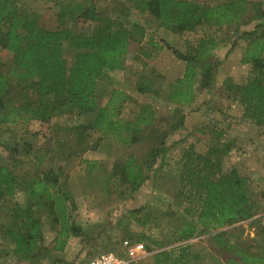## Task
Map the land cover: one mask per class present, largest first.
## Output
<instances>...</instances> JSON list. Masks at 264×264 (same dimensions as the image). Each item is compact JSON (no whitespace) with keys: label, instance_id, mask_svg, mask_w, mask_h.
<instances>
[{"label":"rangeland","instance_id":"obj_1","mask_svg":"<svg viewBox=\"0 0 264 264\" xmlns=\"http://www.w3.org/2000/svg\"><path fill=\"white\" fill-rule=\"evenodd\" d=\"M198 1L201 6H212L225 0ZM247 1L253 2V5H248V11L239 24L230 27L203 24L181 34L159 28L152 16H142L131 5L118 0L110 5L112 10L96 13L98 17L95 14V18L84 19L75 15L73 19L65 21L66 28L83 35L91 34L95 26L105 21H119L133 31L135 40L122 56L123 68L105 71L98 79L97 107L92 113L56 109L50 125H42L36 119L30 122V112H27V119L16 125H0V167H10L22 182L41 179L51 192L59 193L65 208V220L76 230L65 240L63 250L55 251L54 245L60 239L61 229L58 212L54 210L51 213L49 203L43 209V214L34 211L40 216V223H43L38 241L43 258L37 263L84 264L89 259L110 253L125 258L127 246L139 243L137 239L140 233L159 237L165 248H170L175 241L174 230L180 221L195 224L197 215V205L178 195L183 153L190 150L203 155L208 149L219 147L222 142H230L233 148L229 154L215 156L212 160L220 165V175L236 170L240 176L247 178L248 198L256 205L254 216L190 239L191 264H226L229 254L224 250L225 245L264 257V178L258 179L249 171L251 166L258 165V161L264 165V126L250 128L248 122L242 121L241 106L224 90L227 85L245 83L256 75L250 65H241L240 59L247 47V34L264 23V0ZM16 3L23 12L34 14L45 30L60 28V8L57 4L39 0H16ZM103 5L101 7H105ZM261 14L262 17L257 19ZM140 34L142 37H139ZM207 39H213L215 47L209 56L191 63L196 73L192 99L180 105L171 102L173 91H177L173 84L182 78L180 76H183L186 64L164 45L185 56L194 57L198 42ZM149 40L162 48L155 51L152 57L145 58L141 53L150 51ZM74 55L75 51L64 43L63 56L68 67L73 65ZM11 61L12 54L0 48L2 74H7ZM206 69L211 70L212 83L204 89L201 74ZM7 81V98L16 105L30 109V105L38 101L35 89L29 83H17L9 77ZM144 84H147L144 87L149 92L141 95L137 86ZM112 90L122 91L127 99L119 113V118L126 122L133 120L139 106L152 107L155 122L148 138L150 140L123 146L107 139L102 142L100 134L88 129L76 137L81 141V136L82 139L87 136V146L75 139V134L81 132L80 127L85 129L90 126L97 109L106 103ZM44 100L49 102V98ZM51 127H58L62 132L52 138ZM165 132L167 136L161 145ZM215 132L222 133L221 140H215L212 135ZM154 138L158 140L152 141ZM101 143L105 144L103 150L109 156L102 155L106 163L102 175L98 176L96 161L89 158L86 150L90 146L96 150ZM67 144H71V147H65ZM255 145L257 152L261 150V153L252 156L250 152ZM161 149L165 152L162 153ZM94 150L89 151L92 156L95 155ZM150 150L152 154L159 151V155L155 161L150 159L142 165L147 170L148 179L136 191H131L121 171L122 166L115 172L113 167L129 156L143 159ZM50 171L51 174H47ZM29 202L30 198L21 189L11 197L0 195V264H27L13 255L15 242L9 232L13 231L17 210L21 207L25 211ZM139 208L143 211L135 220L128 217L129 211ZM189 209L192 212L185 214ZM144 219H147V225L142 228L139 223ZM130 264H153V253L145 251L131 259Z\"/></svg>","mask_w":264,"mask_h":264},{"label":"trees","instance_id":"obj_2","mask_svg":"<svg viewBox=\"0 0 264 264\" xmlns=\"http://www.w3.org/2000/svg\"><path fill=\"white\" fill-rule=\"evenodd\" d=\"M42 1L55 2V0ZM122 1L131 5L138 14L152 16L159 28L172 34L191 32L203 24L216 27L237 25L248 11V5H253V2L247 0H225L221 4L212 6H201L200 3L190 0ZM59 12L60 28L45 30L34 14L23 12L17 6L16 0H0V48L12 54L7 74L0 72V125H16L27 119V112H30L31 120L36 119L43 123L50 122L56 109L92 113L97 107L98 79L105 71L123 68L122 56L128 52L131 42L135 40L133 31L125 28L119 21L113 20L95 26L89 35L74 33L65 27L66 20L73 19L75 15L77 17L80 15L84 19L95 18L96 12L89 8L72 9V11L61 9ZM261 17L262 14L257 19ZM247 36L249 37L247 47L243 51L240 63L250 65L256 71V75L245 83L227 85L224 90L241 106L243 119L262 127L264 126V23L257 25ZM139 37H142V34ZM64 43L75 51L74 63L71 67L67 66L63 56ZM148 46L150 51L141 53L145 58L152 57L155 51L162 48L152 40L148 41ZM164 47L186 64L182 78L173 84L177 87V91H173L171 102L177 105L189 103L192 99L193 79L196 75L191 63L209 56L215 47V42L213 39L199 41L194 57L185 56L168 45ZM8 77L17 83H29L34 87L38 101L33 102L30 109L16 105L12 99L7 98ZM201 81L204 89L209 88L212 83L210 69L202 72ZM146 85L137 86V91L141 95L149 92L144 87ZM46 98H49V102L44 100ZM126 100L122 91L112 90L106 103L97 109L95 117L89 123L90 126L85 129L80 127L81 132L75 134V139L87 146V136H83V139L81 136V141L76 137L88 129L90 132L100 134L99 138H103V141L107 139L123 146L150 140L148 138L151 136L155 122L154 110L149 105H141L133 120L126 122L119 118L120 110ZM51 104L54 106L52 107ZM212 135L217 141L223 137L222 133L215 132ZM166 136L165 132L161 138V145ZM155 140L158 138L152 141ZM90 147H92L90 149L94 148V146ZM232 148L233 144L230 142H222L219 147L208 149L203 155L190 150L184 151L179 173L178 195L189 203L197 205L195 224L181 220L173 233L175 241L167 249L161 238L140 233L137 242L145 247L146 252L153 253V264H191V246L188 243L190 239L254 216L256 205L248 198L247 178L240 176L236 170L220 175V165L212 160L215 156L229 154ZM161 152L164 153L165 150L161 149ZM157 155L159 151L152 154L150 150L143 159L129 156L115 165L113 170L115 172L122 166L121 171L129 189L136 191L137 187L148 179L143 163L155 161ZM94 165L95 163L92 164ZM47 174H51V171ZM47 187L41 179L19 181L10 167H0V195L11 197L21 189L30 198L29 206L25 211L21 207L17 210L16 219L12 224L13 231L9 232L15 242L12 253L23 261L30 260L35 252L41 255L38 247L41 235L40 220L36 218L34 211L41 214L47 203L51 207V213L55 210L60 216V239L55 242V251L61 252L65 240L71 232L76 231L65 220V208L59 193L51 192ZM142 211V208L134 209L127 215L135 220ZM189 212H192L191 209L185 211V214ZM126 219L125 217L124 220ZM139 224L142 228L145 227L147 219L140 221ZM224 250L229 254L226 264H264L262 256L250 255L239 249H233L230 245H225Z\"/></svg>","mask_w":264,"mask_h":264},{"label":"crops","instance_id":"obj_3","mask_svg":"<svg viewBox=\"0 0 264 264\" xmlns=\"http://www.w3.org/2000/svg\"><path fill=\"white\" fill-rule=\"evenodd\" d=\"M39 1H42V0H39ZM118 1H122V0H118ZM190 1L199 3L198 0H190ZM43 2H45V1H43ZM45 3H51V2H45ZM104 3L107 4V5H103ZM114 3L115 4L117 3L116 0H55V2H53V4H57L58 5V7L60 8L59 11H61V6H62L63 10L67 9L68 11H72V9H88L89 8V9H93L96 13H103V12H107V11L112 10V7L110 5H113ZM102 5L105 6V7H101ZM99 6H100V8H99ZM135 12L138 13L137 11H135ZM180 77H182V75ZM240 119H241V115H240ZM241 120L244 121V122H248V126L250 128H262V127H258L256 125H254L250 121H247V120H244V119H241ZM30 122H32L31 119H30ZM34 122H37V121H34ZM39 123H41L42 125H50L49 122L48 123L39 122ZM183 125L185 126V120H184ZM50 130H51L50 136L52 138H54L55 136H57V134L62 132V130L60 128H58V127H51ZM64 130H66V129H64ZM252 130H254V129H252ZM68 132L70 133V129H68ZM102 142H104V141H102ZM104 146H105V144L101 143V145L96 150L90 149L92 147H88V149L86 150V154H88L89 158H91V160H95L96 161V165H97L96 174L98 176L102 175V171L104 170V166L103 165H104V163H106L105 162L106 160H105V158H103L102 155L104 154L106 156H109L108 154H106L104 152V150H103V149H105ZM65 147H71V144H67ZM256 148L258 149L257 145H255V147H252L250 155H252V156L260 155V153H261L260 151L261 150H259L257 152ZM90 150H94L95 151V155L94 156L91 155V153L89 152ZM83 152H85V151H83ZM83 154H85V153H83ZM262 157L264 159V152H262ZM106 159L110 160V158H106ZM256 163L258 164L257 166H251L249 168L250 174L254 175V176L256 175V178H258V179L264 178V165L259 164L260 163L259 161L256 162ZM43 213L44 212H42L41 214H43ZM35 216H36V218L40 219V216H38V215H35ZM42 224L43 223L41 222L40 226H39L40 234H41V230L43 229V225ZM38 247H40V245ZM35 254H38V252L33 253V255L30 258V260L26 261L27 264H39L41 262L43 257L41 255H39V254H38V256L35 255ZM38 261H39V263H37Z\"/></svg>","mask_w":264,"mask_h":264},{"label":"built area","instance_id":"obj_4","mask_svg":"<svg viewBox=\"0 0 264 264\" xmlns=\"http://www.w3.org/2000/svg\"><path fill=\"white\" fill-rule=\"evenodd\" d=\"M145 252V247L141 243L127 246L126 257L122 258L115 254H106L87 260L84 264H130L131 259Z\"/></svg>","mask_w":264,"mask_h":264}]
</instances>
